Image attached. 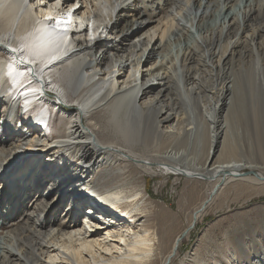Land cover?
<instances>
[{
  "label": "bare ground",
  "instance_id": "obj_1",
  "mask_svg": "<svg viewBox=\"0 0 264 264\" xmlns=\"http://www.w3.org/2000/svg\"><path fill=\"white\" fill-rule=\"evenodd\" d=\"M158 173L264 189V0H0V264H171Z\"/></svg>",
  "mask_w": 264,
  "mask_h": 264
},
{
  "label": "rangeland",
  "instance_id": "obj_2",
  "mask_svg": "<svg viewBox=\"0 0 264 264\" xmlns=\"http://www.w3.org/2000/svg\"><path fill=\"white\" fill-rule=\"evenodd\" d=\"M123 26L124 23L121 22L118 28ZM49 99L55 101L54 96H49ZM34 105L35 103L24 106L22 112L28 114L23 118V124L31 125L39 109H42L41 105V107ZM10 121L20 132L23 124L15 122L14 119ZM170 173H158L155 177L145 176L146 192L152 199L153 206L159 204L167 211H171L166 212V224L170 229L179 221L181 225L179 229L183 230L190 225V220L187 222L185 217L193 212L192 208L198 206L199 201L206 198L211 185L206 187L199 182L191 185L193 182H189L190 186L195 187L197 195L195 200L190 201L189 198L188 201L187 181ZM198 179L205 182L201 178ZM226 186L231 189L223 187L222 192L209 204L202 218L195 224L192 223L194 224L192 228V224L188 227L190 232L179 243L171 264H264V189L255 192L250 185L241 182L235 185L227 183ZM222 193L225 195L221 197ZM181 207L183 213L180 215ZM155 214L152 216L154 223L156 217L164 220L163 214ZM60 215L68 219L66 213Z\"/></svg>",
  "mask_w": 264,
  "mask_h": 264
},
{
  "label": "snow or ice",
  "instance_id": "obj_3",
  "mask_svg": "<svg viewBox=\"0 0 264 264\" xmlns=\"http://www.w3.org/2000/svg\"><path fill=\"white\" fill-rule=\"evenodd\" d=\"M71 21V17L69 16L68 20L58 19L57 24H68Z\"/></svg>",
  "mask_w": 264,
  "mask_h": 264
}]
</instances>
